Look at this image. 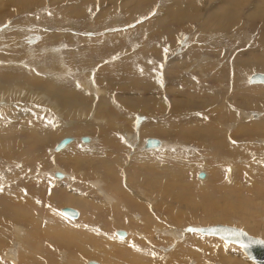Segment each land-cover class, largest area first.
Instances as JSON below:
<instances>
[{"label": "rangeland", "instance_id": "rangeland-1", "mask_svg": "<svg viewBox=\"0 0 264 264\" xmlns=\"http://www.w3.org/2000/svg\"><path fill=\"white\" fill-rule=\"evenodd\" d=\"M177 1L0 0V178L8 177L7 184L0 183V264H9L3 252L11 247L14 228L24 231L22 242L14 240L21 248L16 245L19 257H35L33 261L43 249L36 244L39 238L65 253L58 264H125L122 253L114 252L119 246L146 258L142 264H162L163 256L171 259L178 243L191 234L211 250L198 259V250L192 249L179 264H219L222 258L213 251L224 259L231 255L243 264H257L240 246L190 228L221 223L264 240V133L244 132L247 123L264 127V84L243 81L264 73V0H193L181 7ZM217 10L223 14L220 20L214 15ZM6 29L10 30L2 33ZM57 34L60 37L46 41V35ZM43 61L48 70L56 71L53 77L42 71ZM47 77L50 84L43 82ZM222 107L238 118L220 122ZM244 113H250V119ZM197 116L201 119L189 122ZM190 126L196 131L193 135V130L188 133ZM53 128L59 133L49 140L47 133ZM64 137L73 140L55 151ZM81 137L90 140L83 142ZM147 137L167 145L141 149ZM221 140L229 141L234 151L217 153ZM29 151L39 162L50 157L44 168H39L38 159L27 161ZM177 152L185 154L191 166L186 178H181L182 170L176 173L182 166L174 157ZM239 168L248 172L236 179ZM60 169L62 177L52 175ZM199 172L205 173L201 179ZM95 180L114 200L115 186L120 185L130 200L141 202L146 211L142 221L138 208L115 217L103 212L112 204L100 195ZM35 188L42 190L33 194ZM54 189L73 200L61 204V195L51 196ZM141 194L153 204L141 200ZM66 206L77 209L79 216L71 219L62 213ZM48 226L50 240L41 234ZM117 230L127 237L118 236ZM172 230L179 235L176 239ZM58 237L63 244L57 245ZM70 238L78 254L75 260L66 249ZM95 239L108 248H95ZM135 239L151 247L153 255L131 248ZM113 240L123 243L115 247ZM33 242L34 253L28 254L27 244ZM21 260L15 264H23Z\"/></svg>", "mask_w": 264, "mask_h": 264}, {"label": "bare ground", "instance_id": "bare-ground-1", "mask_svg": "<svg viewBox=\"0 0 264 264\" xmlns=\"http://www.w3.org/2000/svg\"><path fill=\"white\" fill-rule=\"evenodd\" d=\"M191 1H193V0H178L177 2H176V4L179 6V7H181L182 6V4L183 3H185V2H187L188 4H190L191 3ZM234 2V1H233ZM233 2H231V4L233 3ZM187 4V5H188ZM228 4H230V3H228ZM182 11V10H181ZM218 11V10H217ZM215 12V16H217V18H219L218 20H220V19H222L223 18V14H220V11H218V12ZM223 11V10H222ZM14 16V15H13ZM225 17H226V15H225ZM8 30H10V29H6V30H3L2 31V33H6ZM24 31V30H23ZM25 34V33H24ZM57 37H60V35L59 34H57V35H46V41L47 40H55V38H57ZM69 39H70V37H68ZM59 39V38H58ZM57 39V40H58ZM56 40V41H57ZM76 40V39H75ZM121 40H123V39H120V41ZM126 40H128V39H126ZM71 41H72V39L70 40V42L69 43H71ZM74 41H72V43H73ZM51 43H52V41H51ZM75 44V42L73 43V45ZM22 47V46H21ZM14 49V48H13ZM58 52V51H57ZM75 52V51H74ZM73 52V53H74ZM56 56H57V54H56ZM60 57H61V55H59ZM59 56H57V57H59ZM80 57V56H79ZM185 57V56H184ZM56 58V57H55ZM63 58V57H62ZM80 59H82V58H80ZM61 61V60H60ZM59 61V62H60ZM127 61V60H126ZM43 64H45L44 63V61L42 62V66H41V69H42V71H44V73H48V75H51L52 77H53V75H55V73H56V71L54 72V70L52 69V68H49L50 70H48V65L46 66V65H43ZM59 64H62V63H59ZM27 67V66H26ZM117 67V66H116ZM125 68V67H124ZM53 71H52V70ZM74 71V70H73ZM5 73V72H4ZM71 74V73H70ZM74 74V73H73ZM3 76H4V74H3ZM251 76V75H250ZM79 77V76H78ZM47 78H49V77H47ZM58 78V77H57ZM11 79V78H10ZM52 79V78H51ZM249 79V77H247L245 80H243V81H246V83H247V80ZM33 80V79H32ZM35 80H37V79H35ZM42 80V79H41ZM49 80V81H48ZM55 81V80H54ZM58 81V80H57ZM39 82V81H38ZM43 82H45V84H46V82H50V78L49 79H44V81ZM83 82V81H82ZM53 83V82H52ZM54 83H56V81L54 82ZM39 84H41V82L39 83ZM44 84V83H43ZM50 84V83H49ZM58 84V83H57ZM56 84V85H57ZM86 84V83H85ZM249 84H264V83H249ZM35 85H38L37 83L35 84ZM60 85V84H59ZM83 85H84V82H83ZM87 85H88V83H87ZM90 85V84H89ZM58 86V85H57ZM53 87V86H52ZM61 87V86H60ZM87 87V86H86ZM86 87H83V88H86ZM91 86H89V88H90ZM93 87V86H92ZM96 87V86H95ZM51 88V87H50ZM58 88V87H57ZM63 88V87H62ZM48 89V88H47ZM46 89V90H47ZM54 89V88H53ZM64 90H66L65 88H64ZM88 90V89H87ZM91 90V89H90ZM96 89L94 88V90H91V91H95ZM49 91H50V89H49ZM58 91V90H57ZM60 91V90H59ZM58 91V92H59ZM56 92V91H55ZM68 93H69V91H67ZM97 92H99V90H97ZM52 93V92H51ZM53 93H54V90H53ZM97 94V93H96ZM99 94V93H98ZM97 94V95H98ZM44 95V94H43ZM69 95V94H68ZM73 95V94H72ZM222 99H220L219 101H221ZM74 101V100H73ZM191 105V104H190ZM225 105H226V102H225ZM223 107L219 110L220 111V113H221V115H219L218 117V119L220 120V122H222V120H227V119H230L232 116H236V119L238 118V115L236 114V113H233V112H231L230 111V109L229 110H227V111H225V113L223 112ZM218 111V109H217V111H216V113H218L219 112ZM39 113V112H38ZM244 115L245 116H247L248 118L247 119H250V113H244ZM252 115H254V117H255V119H260V116H258V115H256V113L255 114H252ZM92 117H93V115H92ZM201 116H197V117H190L188 120H189V122H193V121H191V120H194V119H201L200 118ZM215 117H216V115H215ZM214 117V118H215ZM252 117V116H251ZM177 118V117H176ZM203 119V118H202ZM214 120V119H213ZM197 121V120H196ZM257 121V120H256ZM215 123H217V125H219V123H218V121L215 119V121H214ZM223 123V122H222ZM222 123H220V124H222ZM37 125V124H36ZM81 126V125H80ZM202 126H205V124H203L202 123ZM34 127V126H33ZM82 127V130L84 129V127L83 126H81ZM151 127V126H150ZM150 127L148 126V127H146V129H150ZM154 127V126H153ZM226 127V126H225ZM31 129H32V127H30ZM77 128V127H76ZM75 128V129H76ZM190 130L188 129V133H190V131H192L193 130V128H192V126H190ZM226 128H228V127H226ZM245 128L246 129H248V130H245L244 132H245V134H254L255 136L256 135H262L263 133H264V127L263 126H261V127H259V128H257L256 126H253V127H250V123H247V124H245ZM35 129H37V128H35ZM56 129V128H55ZM55 129L53 128V129H50L49 130V132L47 133V134H49V140H51L52 138H54L55 137V135H56V133L58 134L59 132H56L55 131ZM101 130V129H100ZM99 130V131H100ZM219 131H223V128H219ZM226 131V130H225ZM224 131V132H225ZM146 132V131H145ZM185 132V131H184ZM196 131H192V135L195 133ZM178 133V132H177ZM219 133H221V132H219ZM227 133V132H226ZM260 133V134H259ZM152 134H154V133H152ZM199 134V133H198ZM219 135V134H218ZM217 135V136H218ZM191 136V135H190ZM183 137H184V135H183ZM187 137V136H186ZM202 137H204V136H202ZM80 138V137H79ZM88 138V140L87 141H83L82 140V137H81V141H83V142H88L90 139H89V137H87ZM101 138V137H100ZM218 138H219V136H218ZM221 138V137H220ZM223 138H224V135H223ZM125 139H127L128 141H130V139H132L133 140V136H130V135H126L125 136ZM146 139V138H145ZM73 140V138L71 137V141ZM102 140V139H101ZM132 140H131V142H132ZM193 140H194V137H193ZM212 140H214V139H212ZM217 140V139H216ZM26 141V140H25ZM70 141V142H71ZM104 141V140H103ZM218 141V140H217ZM222 142L221 143H219L218 144V148H216V150H217V153H219V152H222V153H224L225 151H228V152H230V151H234V149H235V147H233V145L232 144H230L229 143V141H226V140H221ZM262 141H264V140H262ZM69 142V143H70ZM99 142H100V140H99ZM218 143V142H217ZM229 143V144H228ZM68 144V143H67ZM66 144V145H67ZM133 144V143H132ZM65 145V146H66ZM167 144H165V142H162V140H160V146L159 147H156V148H161V147H165ZM64 146V147H65ZM71 146H72V144H71ZM134 146V145H133ZM33 147H35V148H39V145H36V144H33ZM55 147V146H54ZM63 147V148H64ZM70 148V147H69ZM68 148V149H69ZM140 148L141 149H151V148H145V147H143V143H142V145L140 146ZM247 150H248V148H246ZM246 149H243V150H245V151H247ZM55 150V149H54ZM61 150V149H60ZM215 150V151H216ZM55 151H59V150H55ZM38 152V151H37ZM31 154L33 155V152L32 151H29V156H31ZM191 154V153H190ZM43 155V154H42ZM167 155V154H166ZM184 155L185 154H178V152H177V154H175V159L178 161V162H180L181 163V168L178 170V171H176V173L178 174V175H181V174H179V173H182L183 172V174H182V177L181 178H186V175L185 174H187L186 172H187V170H189V166L190 165H188V161L186 162V160H185V158L186 157H184ZM188 155V154H187ZM39 156V155H38ZM36 157H37V155H34L33 157L31 156V157H28V159H27V161H34V162H36V160L38 159V161H37V163L39 164V168H44L43 166L49 161V159H50V157H46V156H43V161L42 162H39V158H37L36 159ZM46 157V158H45ZM47 158H49L48 160H47ZM155 159V158H154ZM46 160V161H45ZM185 160V161H184ZM188 160H190V159H188ZM177 167H178V164H177ZM191 167V166H190ZM61 170V169H60ZM182 170V172H180ZM240 170V171H239ZM239 170H238V172L237 173H235L234 175H235V178L236 177H239L240 175H241V173H243V172H248V170H247V168H239ZM52 172V171H51ZM62 172V170L61 171H57V170H55V171H53L52 172V175H54L55 177H57V178H60V177H58V176H56V174L57 173H61ZM23 173V172H22ZM175 173V175H177ZM62 175H64L65 173L64 172H62L61 173ZM73 174V173H72ZM34 175V174H33ZM242 176V175H241ZM244 176V175H243ZM25 177V176H24ZM40 177V176H39ZM230 177V176H229ZM27 178H28V176H27ZM38 178V177H37ZM201 178H203V177H201ZM200 178V179H201ZM247 178V177H246ZM19 179V178H18ZM172 179V178H171ZM237 179V178H236ZM7 180H8V177L6 176H4L3 178L1 177L0 178V183L1 184H4L5 185V183L7 184ZM57 180V179H56ZM60 180V179H59ZM229 180V179H228ZM241 180V179H240ZM249 181V180H248ZM168 182V181H167ZM20 183H22V179H21V182ZM11 184V183H10ZM179 184V183H178ZM9 185V184H8ZM93 185V184H92ZM94 185H96L99 189H98V191H99V193H100V195L102 194V196L103 197H105V200H108V203L111 205L112 204V206L111 207H108V208H110V209H107V210H105V209H103L104 211L103 212H106V211H108V214L109 213H112L113 215H114V217L115 216H118V215H123V214H125V215H130L132 212H130V211H133V209L135 208L136 210H137V208H138V211H140L141 212V218H140V220L139 221H142V219L144 218V216L146 215V211H144V206H142L141 205V202H140V204H137L135 201H133V200H130V195L128 194V196H126V191H124L123 190V188H121V186L119 185V187L118 186H115V194L117 195V197L115 198V200H114V198L113 197H111V195L109 196L108 195V193H106V191L105 190H103L102 189V187H100V182L99 181H96L95 180V183H94ZM93 185V186H94ZM177 185V184H176ZM36 187V186H35ZM168 187V186H167ZM40 188H35L34 189V191H33V194L34 193H36L38 190H39ZM110 189V188H109ZM139 191H141L142 193L144 192V190L141 188V187H139ZM161 189V188H160ZM40 190H42V189H40ZM178 190H179V188H178ZM181 190H183V189H181ZM181 190H179L180 192H181ZM44 191V190H43ZM138 191V190H137ZM176 191H177V189H176ZM178 191V192H179ZM42 192V191H41ZM56 192H57V189H54V193L55 194H53V195H51L52 197H54V198H57V196H60L61 195V197H59V199H58V201L61 203V204H67V203H69L70 201H72L73 199H71V198H68V197H66L65 196V194L64 195H62V194H56ZM60 192V191H59ZM165 192V191H164ZM175 192V191H174ZM179 192V193H180ZM183 192V191H182ZM181 192V193H182ZM30 193V192H29ZM32 194V193H31ZM44 194V193H43ZM140 194V193H139ZM183 194L184 193H182V195H180V194H178V195H180V196H182V198H183V200H184V197L186 198V196H184L183 197ZM187 194V193H186ZM260 194V193H259ZM39 195V194H38ZM41 195V194H40ZM136 195H137V193H136ZM171 195H174V194H172L171 192H170V196ZM177 195V194H176ZM144 196H145V194H144ZM144 196H142V194H141V197H139L141 200H145L146 202H150V201H152L153 199H151V198H149V197H144ZM261 196H263V195H261ZM176 197H178V196H176ZM193 197V196H192ZM172 198V197H171ZM182 198H180V199H182ZM50 199H51V197H50ZM173 199V198H172ZM175 199V198H174ZM193 199H194V197H193ZM48 200V199H47ZM186 200H188V197H187V199H185L184 201H186ZM189 200H190V197H189ZM51 201H56V199L55 200H53V199H51ZM50 201V202H51ZM153 202H154V200L152 201V204H153ZM56 203V202H55ZM54 203V204H55ZM186 203V202H185ZM53 204V205H54ZM39 205H41V204H39ZM38 205V207H40ZM42 206V205H41ZM45 207H49V206H45ZM52 207V206H51ZM54 207V206H53ZM147 207V206H146ZM3 208V206L2 207H0V209H2ZM6 208H8V207H6ZM5 208V209H6ZM33 208V207H32ZM104 208V207H103ZM40 210H41V208H39ZM46 209V208H45ZM50 209V208H49ZM118 209V210H117ZM9 210H10V208H9ZM8 210V211H9ZM35 210V209H34ZM55 210V209H54ZM13 211V210H12ZM50 211V210H49ZM78 211V210H77ZM135 211V210H134ZM173 211V210H172ZM62 212V211H61ZM175 212V214L177 213L176 211H174ZM6 213V212H5ZM63 213V212H62ZM149 213H150V211H149ZM173 213V212H172ZM2 214V213H1ZM7 216H8V213H7ZM67 216V215H66ZM78 216H79V212H78ZM143 216V217H142ZM158 216V215H157ZM8 217H10V216H8ZM11 217H15V216H13V215H11ZM16 217H18V216H16ZM69 217V216H68ZM114 217H112V218H114ZM154 217V216H153ZM2 218V217H1ZM5 218V217H4ZM71 218V217H70ZM117 218V217H116ZM139 218V217H138ZM12 219V218H11ZM20 220V218H17V220ZM71 219H76V218H71ZM115 219V218H114ZM150 219L151 218H149L148 217V222L149 223H151V221H150ZM16 220V219H15ZM50 220V219H49ZM23 221V220H22ZM8 222V221H7ZM13 222V221H12ZM15 222H17V221H15ZM145 222H146V220H145ZM179 222V224H180V221L178 220L177 221V223ZM143 223V222H142ZM142 223H140V224H142ZM121 224V223H120ZM119 224V225H120ZM124 224V223H123ZM152 224V223H151ZM105 225V224H104ZM107 225H108V223H107ZM155 225V224H154ZM196 225V224H195ZM194 225V226H195ZM36 226V225H35ZM106 226V225H105ZM147 226H148V224H147ZM194 226H191V228L190 229H194V230H198V229H195V227ZM207 226V225H206ZM49 228H47V230L46 229H41V234L42 235H45V236H47V237H45L46 239H48V238H50V237H52V235H50V233L48 234V229H51V226H48ZM95 227V226H94ZM129 227V226H128ZM149 227V226H148ZM152 228H153V226H151ZM158 227V226H157ZM96 228V227H95ZM139 228V227H138ZM147 228V227H146ZM65 229V228H64ZM32 230H40V229H32ZM156 230V229H155ZM157 230H160L159 228L157 229ZM164 230H165V227H164ZM169 230V229H168ZM181 230V229H180ZM185 230V229H184ZM149 231V230H148ZM154 231V230H153ZM152 231V232H153ZM160 231H163L162 230V228H161V230ZM165 231H167V229L165 230ZM13 232H15V235H11L10 237H11V241H10V243H11V247L10 248H7L8 250L6 251V250H4V252H3V256H4V259H6L8 262H9V264H15V263H19L20 262V260L23 262V264H28L27 263V261H31L32 263L33 262H35L34 264H50L49 262H48V260H50V262H52L53 264H58L59 263V261H61V258H60V254H65V253H63V252H57L56 250H53V249H51V248H49V243L48 244H46V243H41L40 241V239L38 238L37 239V242L38 243H36L37 245H39V247H41V248H43V249H40L41 251H40V255L41 256H39L38 257V261H33V259H35V257H33V259L31 258H29V257H19V255H18V252H17V249H16V245L18 244L16 241H14V240H19V242H22V240H23V238L24 237H20V235L22 234V232H24V231H22V228L21 229H13ZM53 232H55V231H53ZM125 232V231H124ZM152 232H150V233H152ZM99 233V232H98ZM135 233H137V232H135ZM149 233V232H148ZM177 233V231L175 230V232H174V230H172V231H170V235L171 236H173V238L174 239H176L177 237L175 236V234ZM65 234H66V236H67V234H68V232L66 231L65 232ZM126 232H125V235H119L118 234V236H121V237H124V236H126ZM154 234V233H153ZM158 234H160V233H158ZM167 234V233H166ZM131 235V234H130ZM138 235V234H137ZM148 236H149V234H147ZM151 235V234H150ZM163 235H164V233H163ZM162 234H160V236H163ZM177 235V234H176ZM195 235V234H194ZM207 235V234H206ZM1 237V239H3V235H0ZM60 236H63V235H60ZM96 236V235H95ZM147 236V237H148ZM166 235H164V237H165ZM168 236V235H167ZM177 236H179V235H177ZM193 236V235H192ZM208 236H212V235H208ZM5 237V236H4ZM84 237H87V236H82V237H80V239H84ZM127 237V236H126ZM134 237V236H133ZM146 237V238H147ZM154 237V236H153ZM152 237V238H153ZM197 237H199V236H197ZM196 236H193V238L191 237V234H190V236L188 235V236H185V239H184V241L182 242V243H178V245H177V247L176 246H174V251L173 252H171V254L169 255V256H172V258L171 259H169V257L167 258V259H169V260H164L165 258V256H163V260H162V264H179V262L178 261H180V260H182L186 255H189V254H191V252L193 251L192 249H195V250H198V251H196V254H198V259H199V257L202 259V257H204V255H208V254H206L205 252H207L208 250H211L210 248H208V247H206L205 245H200V244H198V238H197ZM201 237V236H200ZM203 237V236H202ZM9 238V237H8ZM32 238H33V236H32ZM97 238V237H96ZM100 238V237H99ZM138 238H139V236H138ZM142 238V237H141ZM144 238H145V236H144ZM150 238V237H149ZM148 238V240L150 241V239ZM152 238H151V241H150V244H152V245H155L154 243H153V241H152ZM171 239L172 240V242L174 241V239ZM212 238V237H211ZM219 238V237H218ZM0 239V242H2V240ZM29 239V238H28ZM35 239V238H34ZM129 239V238H128ZM140 239V238H139ZM134 240V241H132V243L133 244H131V248H139L140 249V251H141V249H142V251H147L148 253H152L151 255H153V252L154 251H152L151 250V247H149L145 242V246H144V244H141V241L140 240ZM155 239V238H154ZM32 240V239H31ZM48 240H50V239H48ZM56 240V239H55ZM54 239H53V241H55ZM58 240H59V243L57 244V245H61V244H63L62 243V240L58 237ZM130 241H131V239H129ZM133 240V239H132ZM156 240V239H155ZM29 241V240H28ZM67 243H66V249L69 251L68 252V255H69V257H74V256H76V255H78L76 252H73L72 251V248H73V246L72 245H74V238H70L69 240H65ZM113 241H115L117 244H115L114 246L116 247V246H119V244L120 243H123L122 241H118V240H113ZM128 242V243H131V242ZM165 241V240H164ZM58 242V241H57ZM99 242L100 241H97L96 239H95V241L93 240V243L95 244L94 245V247L95 248H98V249H101V250H104L105 251V248H108V247H105V245L103 244V243H101L100 242V244H99ZM140 242V243H139ZM142 242H143V240H142ZM175 242V241H174ZM177 242V241H176ZM176 242H175V244H176ZM91 243V242H90ZM125 243V242H124ZM170 243V242H169ZM1 244V243H0ZM34 242L33 243H29V244H27V245H29V248H26L25 249V252H27L28 254L29 253H34L32 250H34ZM72 244V245H71ZM171 244V243H170ZM126 245V244H125ZM151 245V246H152ZM187 245H190V249H188V248H185V246H187ZM126 246H128V245H126ZM128 246V247H129ZM157 246V245H156ZM169 246V245H168ZM172 247V246H171ZM20 248V246H19V244H18V249ZM21 249V248H20ZM138 249V250H139ZM242 249V248H241ZM1 250V249H0ZM161 250V249H160ZM170 250V249H169ZM243 250V249H242ZM6 251V252H5ZM121 252L122 253V255H123V258H121L120 259V261L122 260V262L123 263H125V264H142V261H144V260H141V258H139V257H137L135 254H132V253H130L129 252V249H127V250H125L124 249V247L123 246H119L117 249H116V251H114L115 253L116 252ZM135 251V250H134ZM141 251V252H142ZM152 251V252H151ZM213 251V250H212ZM147 252H143V253H147ZM209 252V251H208ZM244 252V251H243ZM170 253V252H169ZM245 253V252H244ZM155 254V253H154ZM212 254V253H211ZM210 254V256H212ZM213 254L215 255V257H218L219 259H221L220 260V263L219 264H243V262H241L240 261V259H238L236 256H231V255H228V256H226L225 257V259H224V255L222 254V253H219V252H217V251H213ZM246 254V253H245ZM143 255V254H142ZM151 255L149 256V257H151ZM166 255V254H165ZM118 256V255H117ZM125 256V257H124ZM129 256V257H128ZM158 256H160V255H158ZM247 256V255H246ZM145 257H146V255H145ZM156 257H157V255H156ZM108 258V257H107ZM112 258V257H111ZM144 258V257H143ZM147 258H148V255H147ZM186 259H187V257H185ZM184 258V259H185ZM191 258V257H190ZM247 258L249 259V257L247 256ZM23 259H24V261H23ZM114 259V258H113ZM152 259L153 260H151V262H156V259L154 258V257H152ZM183 259V260H184ZM194 259V258H193ZM195 259H196V257H195ZM73 260H75V257L73 258ZM111 260V259H110ZM109 260V261H110ZM157 260H160L159 258H157ZM250 260V259H249ZM145 261H146V258H145ZM144 261V262H145ZM200 261V260H199ZM251 261V260H250ZM89 262V261H88ZM87 262V263H88ZM112 262V261H111ZM111 262H109V263H111ZM153 262V263H154ZM253 262V261H252ZM86 263V264H87ZM157 263V262H156ZM198 263V262H197ZM8 264V263H7ZM21 264V263H20ZM152 264V263H151ZM190 264V263H189ZM193 264H195V263H193ZM199 264H203V263H199ZM215 264H218V263H215Z\"/></svg>", "mask_w": 264, "mask_h": 264}, {"label": "water", "instance_id": "water-1", "mask_svg": "<svg viewBox=\"0 0 264 264\" xmlns=\"http://www.w3.org/2000/svg\"><path fill=\"white\" fill-rule=\"evenodd\" d=\"M249 83H264V73L256 72L251 74L249 77ZM83 141H87V137H82ZM71 141V137L62 138L54 147L55 150L62 149L67 143ZM160 146V140L155 137H147L144 140L143 147L145 148H156ZM204 172H199L197 176L199 178L204 177ZM56 176L62 177L61 173H57ZM61 211L71 217L77 218L78 211L73 207H62ZM199 232L219 237L220 239L236 244L240 246L251 261L257 264H264V240L260 237H255L249 234L247 231L240 227L225 224H212L208 226L195 227ZM117 234L125 235L122 230H117ZM87 264H97L94 261H89Z\"/></svg>", "mask_w": 264, "mask_h": 264}]
</instances>
